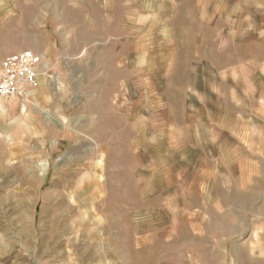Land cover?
Returning <instances> with one entry per match:
<instances>
[{
	"label": "rangeland",
	"instance_id": "rangeland-1",
	"mask_svg": "<svg viewBox=\"0 0 264 264\" xmlns=\"http://www.w3.org/2000/svg\"><path fill=\"white\" fill-rule=\"evenodd\" d=\"M84 2L0 0V63L43 57L0 100V264H264V8L210 0L166 74L155 29Z\"/></svg>",
	"mask_w": 264,
	"mask_h": 264
},
{
	"label": "crops",
	"instance_id": "crops-1",
	"mask_svg": "<svg viewBox=\"0 0 264 264\" xmlns=\"http://www.w3.org/2000/svg\"><path fill=\"white\" fill-rule=\"evenodd\" d=\"M256 1V5L253 3L254 0H251V3L242 5L239 13L240 19L249 16L253 17V14H257L258 10L264 8V0ZM98 2L99 0H90L89 5H87V2H84L82 8L92 9V5L97 6ZM103 2L106 3L107 9L114 10L112 16L109 17L108 14V23L122 27L139 26L142 29L145 27V33L147 35H151L152 28L153 30L155 29L157 32L154 38L155 42L163 46L168 45L166 54L161 53L159 55L161 59H164V61L162 60L161 62L162 65L160 66V70L162 73L166 74L169 72L173 73L182 68V65H180L177 60L188 56L187 53L180 52V47L183 46V43L204 40L201 36L196 37V34L200 33H195V26H206L208 28L212 26V24L209 23V19L211 18L210 0H103ZM218 2L221 8L226 0H218ZM243 10L247 11V13L243 14ZM247 26L248 24H240L238 28L247 30ZM247 32L252 33V27L250 25ZM125 33L126 30H123L124 35ZM261 33L263 34L264 31ZM146 41H148V39ZM165 59H175V61L173 65L169 67ZM40 70L41 68L39 67L38 82H40ZM166 87L172 88L173 83L165 82L164 88L167 89ZM30 100H32V98ZM15 101L20 103V100L17 99L9 102L14 103ZM165 121L166 120H164V124H168L165 123ZM171 136L172 135H168L167 137L164 135L163 137V153L174 152L170 149ZM187 137L186 134L180 136L179 139L182 140L179 143V149L180 146H189Z\"/></svg>",
	"mask_w": 264,
	"mask_h": 264
},
{
	"label": "built area",
	"instance_id": "built-area-1",
	"mask_svg": "<svg viewBox=\"0 0 264 264\" xmlns=\"http://www.w3.org/2000/svg\"><path fill=\"white\" fill-rule=\"evenodd\" d=\"M43 57L23 52L4 58L0 63V100L28 102L38 89V68Z\"/></svg>",
	"mask_w": 264,
	"mask_h": 264
}]
</instances>
